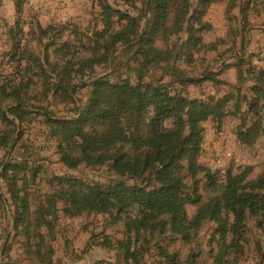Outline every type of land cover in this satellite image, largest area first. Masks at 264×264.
Returning <instances> with one entry per match:
<instances>
[{"label": "trees", "instance_id": "trees-1", "mask_svg": "<svg viewBox=\"0 0 264 264\" xmlns=\"http://www.w3.org/2000/svg\"><path fill=\"white\" fill-rule=\"evenodd\" d=\"M23 1L13 0L17 12L21 11ZM93 1L100 8L103 26L93 33V40V36L88 37L93 46L88 44L86 48L91 55L79 60L76 69L71 64V56L67 55L70 45L64 43L55 50L64 58L63 65L57 68L52 64L50 72H46L42 58L29 50H20L18 44L3 53L5 60H0V149L4 150L0 156V178L12 206L14 236L24 238L20 243L27 256L50 264L53 254L50 242L58 233L59 222L56 224V219L51 220L49 214L57 217L62 214L64 218L107 214L111 224L106 225L123 223L120 224L121 239L111 243L105 236L100 243L115 246L114 264H142L145 244L149 242L145 240L146 235L166 232L189 242L202 223L209 220L217 225L215 231L223 246L219 256L213 258V264H227L231 260L225 258L227 253V257L234 254V261L248 243L244 232L248 216L257 215L264 220V170L254 178L249 177L252 165L237 167L235 175L231 168L226 170L220 195L205 203H200L196 182L191 184L189 191L181 174L185 170L193 177L197 170H204L207 187L215 188L214 172L196 162L203 139V123L207 120L219 129L226 118H237L236 139L245 146L254 145L264 134V52L248 49L252 28L248 15L258 13V5L263 0H229L225 11L229 21L226 38L207 44L202 42V34L211 29V24L204 20V15L210 4L219 0H199L192 12H189V0H146L152 14L146 26L134 33L136 47L133 52L141 58L140 65L163 59L153 43L160 29L169 33L166 21L170 7L177 1L181 7L173 29L180 30L186 22L185 41L195 51L182 56V61L194 64L199 50H215L218 45L225 44L233 62H226L225 58L219 69L209 65L198 74L179 64L171 71L173 79L168 82H143L140 77L136 82L127 77L112 80L107 75L90 76L87 81L78 82L73 78L74 72L82 76L85 69L91 71L94 64L107 61L108 47L101 52L96 50L98 38L112 25L113 14L127 18L128 22L112 35L110 46L133 33V19L128 14L112 8L106 0ZM235 7L240 17L232 14ZM10 39L15 41L12 35ZM5 66L9 70L5 71ZM230 67L236 69L234 83L219 78ZM205 81L216 87L223 85L224 92L202 97L187 94V86ZM83 87L88 88V92L79 105L75 95ZM57 105L73 109L74 115H57L51 109ZM38 118L46 126L48 137L56 142L59 161L67 169L85 163L108 165L118 175L137 177L147 173L152 187L124 181L86 182L65 174L45 175L43 166L31 159L26 144L21 143L23 150L16 152L26 126ZM40 181L56 190L49 194L45 190L38 195L36 211L30 198L35 191L32 189ZM241 182H246L247 192L239 191ZM188 205L198 206L191 217L187 214ZM258 226L264 230V224ZM158 255V264L178 263L177 254L166 248H159ZM95 264L110 263L100 260ZM256 264L263 262L260 260Z\"/></svg>", "mask_w": 264, "mask_h": 264}, {"label": "rangeland", "instance_id": "rangeland-1", "mask_svg": "<svg viewBox=\"0 0 264 264\" xmlns=\"http://www.w3.org/2000/svg\"><path fill=\"white\" fill-rule=\"evenodd\" d=\"M106 1L112 8L128 14L133 19V33L110 46L109 42L112 35L125 27L128 22L127 18H118L117 15L113 14L112 25L103 37L98 38L96 50V52H101L107 46V61L94 64L91 71L88 68L85 69L82 76L79 75L80 73L74 72L73 78L78 82L87 81L90 76L99 75H107L112 80L127 77L132 82H136L140 77L143 82H159V80L168 82L173 79L171 71L177 68L179 64L181 67L184 65L185 70L198 74L205 66L209 65L216 70L219 69L221 62L226 60L225 58L228 56V53L223 51L216 55L214 52L199 50L194 64L193 62L185 64L182 61V56H188L195 51L185 41L187 23L183 22L180 30H177V27L173 29L174 20L181 7L180 1H177L170 7L166 21L169 33L160 29L153 43L163 59L157 58L151 63L140 65L141 58L133 52L136 47L135 34L146 26V22L152 14L151 6L146 3V0ZM189 1V12H192L199 0ZM222 11V4L213 5L209 9L207 19L213 25V30L204 34L205 41L213 40L225 30ZM194 13L197 14L195 10ZM192 22L195 24L194 21ZM102 26L100 8L93 0H24L20 12H17L13 0H0V60L1 58L5 60L6 58L2 57L3 53L11 50L14 44H18L20 50H29L35 56L42 58L46 72H50L52 64L57 68L63 65L64 58H61L59 52L56 53L55 50L64 43L70 45L67 55L71 56V64L73 69H76L79 66V60L91 55L90 50L86 48L88 44L89 47L93 46L88 37L91 38L94 32L100 31ZM42 30H46V33L43 34ZM251 34L252 46L255 49L258 47L264 49V31L255 29ZM11 35L14 36V42L10 39ZM93 39L94 36L91 40ZM46 60L48 63L45 62ZM4 70L7 71L9 68L5 66ZM225 77L230 79L232 75L227 73ZM185 90L189 96L199 97L207 93H216L220 89L206 82L201 85H189ZM87 92L88 88L86 87L78 89L75 99L79 105L84 102ZM70 108L73 106L71 105ZM51 109L59 116L74 115L73 109H71L72 111L67 110L63 105L52 106ZM214 124L210 121L203 123V139L196 162L214 172L217 180L215 188L211 190L207 187V176L204 170H197L193 177L185 170L181 174L189 191L191 184L196 182L197 191L200 194V203H205L220 195L225 185L226 170L231 168L235 175L238 174L236 172L237 167L252 165L253 171L249 176L250 178L264 170V136L259 138L251 147L241 146L235 139L236 121L232 117L226 118L219 129H216ZM44 128L42 119L38 118L28 127L25 136L31 140V146H29L32 155L37 154L39 156L40 162L45 166L46 173L65 174L86 182L124 181L128 184L141 183L152 187L151 178L147 173L137 177L118 175L108 165L91 166L85 163L67 169L58 161L56 142L53 141L54 139L48 138ZM39 147L43 149L40 151L41 153L35 151ZM125 149L127 150L128 146H125ZM44 183L40 181L37 186H34L33 190L35 191L30 198L31 206L36 211L39 208L38 195H42L45 190L48 194L53 189L56 190V188L49 187ZM238 189L241 193L247 192L246 182H241ZM262 196L264 197V193ZM58 203L59 205L62 204L59 201ZM197 207V205L187 206L189 217L194 214ZM132 213H134V209ZM49 215L51 220L56 219V224L59 222V236L51 241L54 248L53 260L56 261L55 264H82L83 257L91 259L89 262L95 259L107 261L106 259L110 257L116 261L115 246L113 248L100 243L103 242L105 236L109 237L111 243L121 239L122 226L120 224H123L122 222L113 223L111 226L106 225L111 224L108 223L109 216L107 214H83L80 217L70 218H64L62 214L60 217ZM246 224L244 232L248 243L243 246L242 253L234 261H232L234 254L227 257V253L225 258L231 259L227 261V264H256L260 260L264 264V230L258 226L264 224V220L260 216L249 215ZM216 227L217 225L213 221L205 220L189 242H183L179 236L166 232L146 235L145 240L149 242L145 244L146 249L143 251L144 261L142 264H158L160 261L159 248H166L169 252L176 253L179 257L177 264H213V258L219 256L223 250L222 244L218 241L219 235L215 231ZM62 236L67 238L66 245L63 243ZM256 246L259 248L256 249ZM64 251L69 252V254H64ZM119 252L121 253V251ZM109 263L114 264V261Z\"/></svg>", "mask_w": 264, "mask_h": 264}, {"label": "crops", "instance_id": "crops-1", "mask_svg": "<svg viewBox=\"0 0 264 264\" xmlns=\"http://www.w3.org/2000/svg\"><path fill=\"white\" fill-rule=\"evenodd\" d=\"M228 3H229V0H219L217 2H214V3L210 4V6L208 7V9H207V11H206V13L204 15V20L207 21V22H209L211 24V22L207 19V13H208L209 9L213 5L222 4V7H223L222 15H223V19L225 21V30L220 35H218L217 37H215L213 40L205 41L204 40V34L213 30V25L211 24V29L208 30V31H205L202 34V42L204 44L214 42L215 40H217L219 38H226L227 31H228V26H229V21H228V19L226 17L225 11H226V8H227ZM258 6H259V12L258 13H250L248 15V20L252 23V28L250 29V33H249L250 34V40H249V44H248V49L251 50V51L261 50L262 52H264V49H262L260 47H258V48L255 49L254 46H252V34H251V32L253 30H255V29H259L261 31H264V0ZM232 14L235 15V16H237V17H240V13H239L238 7H235V9H233ZM227 48H228V45L220 44V45H218L217 49H215V50H207V52H214V53H216V55L217 54L219 55L222 51L224 53H228V56L226 58L227 59L226 62H229L230 63V62H233V59L229 58L231 52L230 51H227L226 50ZM262 65L264 66V64H262ZM205 67H207V66H205ZM227 73L232 75V77L230 79H227L225 77V75ZM219 78L222 79V80H224V81H226V82L234 83L235 82V79H236V69L234 67H230V68L225 69L219 75ZM206 82L207 83H210L212 85V83L211 82H208V81H205L203 83H206ZM213 87H215V88L219 87L220 90L219 91H216V93H207V94H217V95H221L224 92V89H225V87L223 85H219L217 87L216 86H213ZM199 97H202V96H199ZM228 118H230V117H228ZM232 118L236 121V125H235V132H236V126L239 124V120L237 118H235V117H232ZM207 121H205V122H207ZM29 126H26L25 132H24V134H23L22 139H21L20 142L22 144H26L29 147L31 159L32 160H36L37 163H39V164H41L43 166L44 171H46L45 166L43 165L42 162H40L39 156H37V154L36 155H32V153H31V147H30L31 146V140H29V137H26L25 136L26 135L25 133H27V130H28V127ZM44 129L47 132L46 126H45ZM263 136H264V134L261 137H263ZM24 137H26V138H24ZM235 139H236V134H235ZM258 140H259V138H258ZM236 141H237V139H236ZM20 142L17 143V146H16V149H17L16 152L17 153H21V151L23 150V148L22 149L20 148ZM237 143H239V142L237 141ZM241 146H245V145H241ZM42 150L43 149H41V147L35 149L36 152H38V151L40 152ZM3 154H4V150L0 149V156H2ZM58 161H59V157H58ZM48 174H50V173H46L45 175H48ZM36 181L38 182L39 179H37ZM11 212H12V206H10L9 195H8V193H6V188L4 186V182L0 178V262L2 264H4V262H9V263H13V264H44V263H40V262L36 261L35 259H32L30 256H27L25 254L24 247L20 243V242H22L24 240V238L21 237V236H16V237L14 236L13 219H12V216H11ZM58 236H59V233L56 234L55 239ZM6 238H8V241H7V244H6V247H5V251H4V254H3V257H2L1 256V252H2V249H3V246H4V243H5ZM62 239H63L64 245H66L67 242H68L67 241V238L66 237L63 238V236H62ZM52 248H53V246H52ZM53 250H54V248H53ZM64 254H69V252H65L64 251ZM53 257H54V252H53V254L51 256V263L50 264H55L56 263V261L53 260ZM90 260L91 259H89L87 257H83V259L81 261H82V264H95L99 259H97V260L95 259V260H92L91 262H89ZM106 260L109 261V262H111V261H114L115 262V260H113L112 257L107 258Z\"/></svg>", "mask_w": 264, "mask_h": 264}, {"label": "water", "instance_id": "water-1", "mask_svg": "<svg viewBox=\"0 0 264 264\" xmlns=\"http://www.w3.org/2000/svg\"><path fill=\"white\" fill-rule=\"evenodd\" d=\"M7 241H8V238H6L5 243H4V246H3V249H2V252H1V256L2 257H3L4 251H5V247H6ZM4 264H13V263L4 262Z\"/></svg>", "mask_w": 264, "mask_h": 264}]
</instances>
